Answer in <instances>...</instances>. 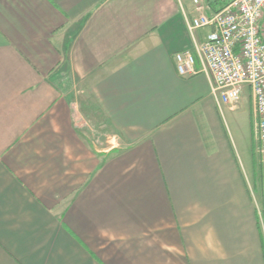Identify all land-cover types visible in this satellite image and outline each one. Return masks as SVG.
Segmentation results:
<instances>
[{
	"label": "crops",
	"instance_id": "0c3cea01",
	"mask_svg": "<svg viewBox=\"0 0 264 264\" xmlns=\"http://www.w3.org/2000/svg\"><path fill=\"white\" fill-rule=\"evenodd\" d=\"M210 31L176 0H0V264H264L242 103L176 69Z\"/></svg>",
	"mask_w": 264,
	"mask_h": 264
},
{
	"label": "built area",
	"instance_id": "2783aa9c",
	"mask_svg": "<svg viewBox=\"0 0 264 264\" xmlns=\"http://www.w3.org/2000/svg\"><path fill=\"white\" fill-rule=\"evenodd\" d=\"M176 1L185 13L192 35L211 30L193 50L175 55L178 74L183 78L200 73L209 77L220 106L238 107L244 88L250 89L255 106L257 152L264 163V0H231L218 12H213L206 0ZM187 1L194 7V17L184 11Z\"/></svg>",
	"mask_w": 264,
	"mask_h": 264
},
{
	"label": "rangeland",
	"instance_id": "374dc122",
	"mask_svg": "<svg viewBox=\"0 0 264 264\" xmlns=\"http://www.w3.org/2000/svg\"><path fill=\"white\" fill-rule=\"evenodd\" d=\"M262 25L264 26V20H263ZM263 30H264V28H263ZM76 86L78 88V85H76ZM241 103H242L241 105L243 108L240 110V116L242 113V117L238 116V119L235 122L238 124V127H239V129H238L239 134H241L240 139L245 141L244 144L247 147V150H246L247 156L246 157H247V160L250 161L249 167L251 165V167L254 171V174L261 177V176H264V163L261 160V157L259 156V154L257 152L256 120L253 117V115H252V117H250V115H248V113H249L248 109H250V103H249L248 98L246 96H243V94H242ZM98 122L99 121L97 120V123H95V125L93 123H91V129H94V132H96V133L99 132L98 134L102 135V137L100 136L101 140H102V142L107 141V143L105 142V145H106V148L109 149V148L113 147L115 145V143L112 140L109 141L108 137H109L110 133L107 130H105L106 128H101L100 126H98ZM90 133H92V132H90ZM96 133H92V134L97 136ZM105 134H106V137L104 138ZM108 141L111 142L113 145L108 144Z\"/></svg>",
	"mask_w": 264,
	"mask_h": 264
}]
</instances>
